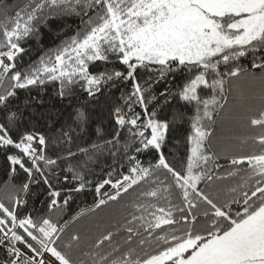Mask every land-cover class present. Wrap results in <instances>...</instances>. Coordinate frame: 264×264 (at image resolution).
I'll return each mask as SVG.
<instances>
[{
	"label": "snow or ice",
	"instance_id": "6c2138e0",
	"mask_svg": "<svg viewBox=\"0 0 264 264\" xmlns=\"http://www.w3.org/2000/svg\"><path fill=\"white\" fill-rule=\"evenodd\" d=\"M0 17V264H264V0H0ZM49 85L87 99L21 107ZM157 93L194 109L179 160ZM241 118L258 151H231Z\"/></svg>",
	"mask_w": 264,
	"mask_h": 264
},
{
	"label": "trees",
	"instance_id": "16d2710c",
	"mask_svg": "<svg viewBox=\"0 0 264 264\" xmlns=\"http://www.w3.org/2000/svg\"><path fill=\"white\" fill-rule=\"evenodd\" d=\"M16 0H13L15 3ZM3 21V18L0 17V22ZM66 23L69 26H75V24L79 23L78 18L76 17H68L66 19ZM59 41L56 39L55 34L53 32H48L45 30L43 38L39 41V44L46 50L48 48L54 47L56 43ZM26 47H30L32 50L31 52L24 57L25 62H29L31 60H36L39 55H42L40 48L37 47V43L35 40L29 42ZM242 63H247L248 61L245 59L241 60ZM223 66H221V71H223ZM179 81H172L168 85L172 88L173 91L176 90V84ZM130 88V85L127 86ZM125 89H122L123 91ZM160 91H163L161 87ZM79 93V89H77ZM120 95V91L116 92V96ZM20 96V105L23 107L24 103L27 101L32 105L29 109V112L34 113L37 117L40 115L41 112H56L63 109H66L70 104L75 103H84L86 101V97L83 95H79L78 97L73 98H65L60 100L59 97L54 95V88L49 85L45 89L41 88H33L31 91L29 90H21L19 92ZM157 106L156 111L160 112L162 108L164 113L169 116L170 119V131L168 133L169 144L166 147V153H173L175 154L176 159H181L186 151V140L187 138L192 135V121L191 117L194 114V109L189 107H183V102L177 99H173L171 96L165 98H160L159 94L157 93ZM173 116L175 118L173 119ZM261 132V129L258 127L251 126L247 120L245 119H238L231 126V135L236 137L237 139L234 140L230 145V149L233 153H251L254 150L258 151V135ZM252 137H257L255 143L252 141ZM142 160L148 161L151 160V154L144 155L140 157ZM171 159L172 157L169 156ZM244 167H247L246 165ZM17 181L23 177L19 172H17ZM63 180V177L60 178ZM13 181L10 180L9 171L5 165L4 158L0 156V200L4 201L5 203L8 202L10 195L12 194L13 189L10 185ZM38 191L34 189V193ZM46 198L43 196H33L30 200L31 206L35 208H42L43 201ZM94 203V190L89 192L87 195H80L76 198L74 204H72L73 212L78 211L81 208H86L87 206ZM116 207V205H113ZM81 223H88V219L86 218ZM80 225H74V228H78Z\"/></svg>",
	"mask_w": 264,
	"mask_h": 264
}]
</instances>
